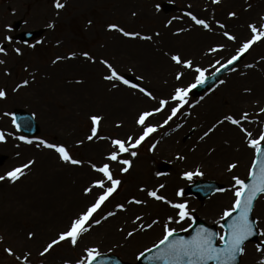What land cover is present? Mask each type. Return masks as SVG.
<instances>
[{
  "label": "rangeland",
  "instance_id": "374dc122",
  "mask_svg": "<svg viewBox=\"0 0 264 264\" xmlns=\"http://www.w3.org/2000/svg\"><path fill=\"white\" fill-rule=\"evenodd\" d=\"M61 2L66 6L57 15L54 0H0V47L6 52L1 53L0 59L7 63L3 68L0 66V88L8 93L6 100H0V130L14 136L21 135L10 122L11 111L16 109L31 114L39 127L32 145L14 136L7 137V143H0V175L29 160L35 161L31 169L26 170V175L15 183L0 181V264H20L3 251L9 247L16 255L30 252V264H77L84 249L91 247L97 248L101 254L110 252L134 264L141 252L159 241L163 223L177 211L162 202H147L145 192L138 187L153 190L165 185L161 194L166 197L168 193L167 197L173 203H185L194 219L217 226L220 233L217 222H222V211L233 202L231 191L215 194L205 201H199L184 191V196L179 199L175 191L186 190L197 179L213 180L223 189H231L233 175L247 178L254 159L253 151L246 147V154H238L239 149L246 146L243 134L227 122L223 125L218 122L226 114L239 117L246 111L252 122H244L243 126L254 137L264 129V114H260L264 108V42L254 45L235 66L236 70L221 79L225 83H219L200 98L188 96V104L181 113L149 137L137 150V157H126L133 159L128 173H121L119 165H112L114 175L122 180V185L94 218L102 219L109 211H116L115 216L93 226L81 237L76 248L65 242L46 257L39 255L43 246L66 229L99 191L94 189L92 194H84V189L98 176L89 164H102L112 149L108 139L87 140L89 116L96 114L104 118L101 136L124 139L139 134L140 129L135 123L137 115L156 107L154 101L119 82H116V88H112L110 82L103 80L107 69L99 60H107L124 77L131 76L136 84L150 90L157 100L170 99L175 87H187L195 82L197 75L192 69L175 65L170 61V55L178 54L191 60L193 68L205 70V76L211 74L220 67L217 60L226 62L239 44L249 38V24L258 27L264 24L261 19L264 17V0H221L219 4H213L212 0ZM187 12L206 19L213 30L208 32L195 26L185 15ZM231 12L236 13L234 18L229 17ZM15 21L22 22L21 31L44 28V33L27 46L20 44L15 41L17 33L11 28ZM219 23L224 24L225 29H220ZM50 24L53 27L50 28ZM110 24L129 32L151 35L153 39H129L109 31ZM223 31L235 35L236 42L228 41L222 35ZM221 46L223 51L210 52L212 47ZM15 49H19V55ZM84 52L92 56L95 63L86 60L82 55ZM73 53L76 54L73 59H66ZM58 57L65 59L57 60ZM54 60L57 61L55 64ZM249 64L253 67H245ZM178 72L184 73L180 81L175 79ZM25 80L29 81L28 87L14 92L13 88ZM222 97H225L224 101ZM173 105L170 103L164 112L151 118L150 123L162 124ZM5 112L9 115L5 116ZM213 127L214 131L201 140L205 131ZM225 127L235 129L239 136L225 130L229 136L226 140L222 136ZM214 135L217 139L211 140ZM39 139L65 144L74 158L83 161L82 166L66 165L54 152L37 148L35 142ZM166 140L167 144H164ZM157 141L156 149L149 151ZM224 151L230 156L226 158ZM177 156L184 159L178 160ZM231 163L238 167L228 174L226 167ZM162 164L169 168L165 174L159 171ZM197 170L203 175L194 176L192 180L182 178L185 172ZM157 173L161 175L158 177ZM128 197L145 203L128 204ZM182 199L186 201L178 202ZM255 203L253 217L259 220V230L264 231V195ZM118 204H124L127 210L117 211ZM137 216L142 220L134 224ZM153 220L160 223L147 228ZM189 223L185 220L170 227L183 231ZM141 225L145 230H140ZM130 231L134 235L128 237ZM29 233H35V238L29 240ZM259 239L260 243L264 242V237L259 236ZM255 246L256 243L245 246L240 264H257L258 260L264 259Z\"/></svg>",
  "mask_w": 264,
  "mask_h": 264
},
{
  "label": "snow or ice",
  "instance_id": "6c2138e0",
  "mask_svg": "<svg viewBox=\"0 0 264 264\" xmlns=\"http://www.w3.org/2000/svg\"><path fill=\"white\" fill-rule=\"evenodd\" d=\"M221 0H212L213 4H219ZM54 8L57 10V15L59 10L65 8V3H62L61 0H54ZM189 7H191L189 5ZM135 15V13H133ZM192 21L195 26H198L208 32H211L213 29L210 26L209 22L206 19L198 18L196 15L191 12L185 13ZM236 16L235 12L229 13L230 18ZM264 20V17L261 18ZM91 23V22H89ZM171 24V21L168 22ZM53 27V25H49ZM220 29H225V25L222 23L218 24ZM248 28L250 30V36L245 41L239 44V47L236 49L235 53L226 60V62L221 63L217 60L216 63L220 65L216 69L217 72L222 69L229 68L230 65H235L237 61H240L241 58L248 53L252 47L258 43L264 42V24H261L259 27L255 24H249ZM109 31H115L120 33L122 36L129 39H140L143 41H151L153 37L151 35H141L138 32H129L124 30L122 27L116 24L108 25ZM183 31V30H182ZM178 34V33H177ZM159 36V33H156ZM222 35L232 42H236L237 38L235 35L230 34L228 31H223ZM5 39H10L6 37ZM39 43V42H38ZM223 47H212L210 49L211 53L223 51ZM19 55V49H15ZM0 53H4L5 49L0 47ZM75 53L71 56L66 57V59H73ZM84 58L88 61L95 63L92 56L87 52L82 54ZM167 55V54H166ZM170 61L175 65L181 66L183 69H192L197 74L195 77V82L188 85L187 87H175L173 92L170 94V99L162 98L157 100L156 96L153 93L136 84L132 83L130 80L126 79L122 74H120L111 63L107 60L101 59L99 63L102 64L107 72L103 76V80L110 82L112 88L117 87V83L123 84L124 86L134 89L143 96L147 97L149 100H152L156 103V107L151 110H145L140 112L135 120L136 125L139 127L140 132L136 136L129 135L124 139L120 138H110L100 135L101 123L103 117L100 115H90V134L87 135L88 141H93L94 139H108L110 140L111 151L104 157L105 162L100 165L95 163H90L89 166L91 170L98 174L97 179L92 182L89 186L84 189V194H92L94 189H98L96 192L95 198L89 206L80 212L75 218H73L66 229L60 231L54 238L47 242L43 249L39 252L41 257H46L52 251L55 250L57 246H60L67 242L73 248H76L79 244L81 237L90 231L93 226L100 225L102 220H107L109 217L115 216L116 211H109L102 219H95L96 213L100 211L102 206L114 197L118 192L119 188L122 185V180L116 178L113 172L112 165H119L121 173H128L133 166V159L138 155V149L141 145L154 133H156L159 128L164 127L170 121H172L179 113L181 109L188 104V95L196 87L203 85L206 82L205 70L200 67L193 68V62L191 60L183 59L178 54L170 55ZM59 59H65L58 57ZM57 61L54 60L55 64ZM5 61L0 59V65L4 64ZM245 67H253L249 64ZM233 71L236 69L233 68ZM10 75V73H5ZM184 76L183 72H178L175 76L177 81H180ZM137 79H141L138 77ZM80 83V81H77ZM221 84L225 81L221 80ZM29 81L25 80L22 84L17 85L13 88V91H18L20 88L28 87ZM8 96L7 90L0 88V100H6ZM172 103L174 106L170 109V114L164 119L163 123L159 126L152 125L150 123L151 118L155 117L159 113L164 112L165 108ZM260 114H264V108L260 110ZM5 116H8L9 113L5 112ZM225 122L235 126L240 133L243 134V139L249 149L254 153V159L251 163V166L248 171L247 181L241 179L239 176H232V187L231 189H217L219 192L231 191L233 196V202L228 208H225L220 219L225 223H219L220 229L222 232L216 233L210 231L208 228L200 226L194 230V235H191L190 238L185 239L184 237H178L177 231L175 228L170 227L171 224H182L185 220L189 221V227L184 228L183 231L189 232L193 231L192 224L195 223L193 216L187 210V205L185 203H173L169 201L163 195H160L159 192L162 190L165 185H159V188L153 190H147L146 188H140L141 192H145L146 196L152 200L162 202L169 205L172 209L177 210L175 216H169L167 220L162 225L163 234L159 241L154 245L156 250V255L152 259L162 261L163 264H208L209 261H214L215 264H237L238 257L245 254V245L250 238L257 235L264 237V231L259 230V220L252 219L251 214L254 211L255 201L257 200L260 194H264V129H262L258 137H254L252 132L243 126L244 122L251 123L249 120V113L242 112L239 117L233 115H225L219 124L223 125ZM12 125L17 132L21 130L22 125L19 124L15 118L12 116ZM23 127H29L28 123L25 122ZM120 127V125H116ZM215 127V126H214ZM214 127L210 128L208 131H205L203 136L200 137L201 140L204 137H207L210 132L214 131ZM14 136L13 133H5L3 130H0V143H7V137ZM15 139L22 141L25 144L32 145L34 141L32 139L26 138L23 135L14 136ZM157 141L155 144H152L149 151H154L157 147ZM37 148L48 149L54 152L58 159L66 165L72 166H82L83 161L76 159L70 153V150L65 144L50 143L44 139H39L35 142ZM19 147V145H17ZM126 157H131L129 159ZM176 159L183 160V156H177ZM35 161L29 160L19 167H15L10 171L6 172L4 175H0V181L8 180L11 183H15L20 180L21 177L26 175V170H30ZM238 165L236 163H231L228 165V172H233ZM158 177L160 173L156 174ZM203 173L199 170L195 172H185L183 179L192 180L194 176H202ZM183 190L177 191L176 195L178 197L183 196ZM128 204L142 205L145 201L139 199H132L127 201ZM117 211L123 212L127 209L124 204L116 205ZM142 220V217L137 216L133 223ZM160 223L157 220H153L150 224L147 225V228H152L154 225ZM140 230H145L144 226H140ZM128 237L134 235L133 232H128ZM35 233H29L28 239H34ZM222 243V246L217 244V241ZM255 250L261 255H264V242L258 243L255 246ZM3 251L11 257H14L15 260L19 261L20 264H30L31 253L24 252L22 255H16L12 248H4ZM147 252H153V248L147 249ZM100 251L95 248H85L84 255L77 261V264H96L98 259L101 257ZM145 255L144 252H141L137 259H140ZM257 264H264V259L257 261Z\"/></svg>",
  "mask_w": 264,
  "mask_h": 264
},
{
  "label": "water",
  "instance_id": "95a60500",
  "mask_svg": "<svg viewBox=\"0 0 264 264\" xmlns=\"http://www.w3.org/2000/svg\"><path fill=\"white\" fill-rule=\"evenodd\" d=\"M218 76L219 75H216V76L210 78L209 79V85L210 84L212 85L213 82L217 79ZM202 90H203L202 88H199L197 92H201ZM25 118H26L25 116H19L18 117V119H25ZM34 129H35V127L32 126L31 130H28V131H25V132H27L28 134L31 135V134H33ZM203 186H204V188H208L209 187L208 185H203ZM196 192L199 193V194L202 193V194H200L202 196H207L208 194H210L211 189H208L204 193H203V190L197 189ZM196 228H198V227H196ZM196 228H194V230ZM191 235H194V231H193V233ZM190 236L188 238H190ZM188 238H186V239H188ZM254 239H255V237L250 238V240H253V241H254ZM155 255H156V250H154L153 252H151L147 256H145L143 259H141L142 261L140 262V264H163L162 261H158V260L152 259V257H154ZM98 262L100 264H117L114 260H111V259L110 260L109 259L108 260L107 259H100V261L98 260Z\"/></svg>",
  "mask_w": 264,
  "mask_h": 264
},
{
  "label": "bare ground",
  "instance_id": "6f19581e",
  "mask_svg": "<svg viewBox=\"0 0 264 264\" xmlns=\"http://www.w3.org/2000/svg\"><path fill=\"white\" fill-rule=\"evenodd\" d=\"M6 64H7V63L5 62L4 64H2V65H0V66H2V68H3L4 65H6ZM73 70H74V69H73ZM1 80H2V78H0V81H1ZM221 100L224 101V100H225V97H222ZM209 102H211V101H209ZM225 130H226V131H230V132H232L233 134L239 136V135L237 134V132H235V131H236L235 129L230 128V127H225V128L223 129V134H224V135H222V136H223V138H225L226 140L229 139V136L225 134ZM211 137H212V136H211ZM216 139H217V135H214V136L211 138V140H216ZM164 144H167V140L165 141ZM241 149H242V148L239 149L240 151H239L238 154H241V153L246 154V153H247V151H245L246 148L243 149V150H241ZM222 153L224 154V156H225L226 158L230 156L229 153L226 152V151H224V152H222ZM198 155H199V154H197V156H198ZM227 168H228V166L226 167V171H227L228 174H230V172H228ZM143 178H144V177H143ZM135 179H136V178H135ZM144 179L146 180V178H144ZM136 180H138V179H136ZM146 181H147V180H146Z\"/></svg>",
  "mask_w": 264,
  "mask_h": 264
}]
</instances>
